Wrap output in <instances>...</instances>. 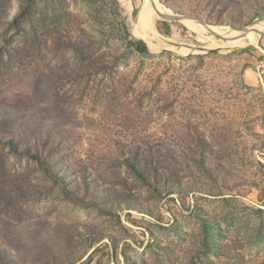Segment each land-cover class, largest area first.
I'll return each mask as SVG.
<instances>
[{
  "label": "rangeland",
  "instance_id": "obj_1",
  "mask_svg": "<svg viewBox=\"0 0 264 264\" xmlns=\"http://www.w3.org/2000/svg\"><path fill=\"white\" fill-rule=\"evenodd\" d=\"M129 1L0 0V264H264V0Z\"/></svg>",
  "mask_w": 264,
  "mask_h": 264
},
{
  "label": "bare ground",
  "instance_id": "obj_2",
  "mask_svg": "<svg viewBox=\"0 0 264 264\" xmlns=\"http://www.w3.org/2000/svg\"><path fill=\"white\" fill-rule=\"evenodd\" d=\"M151 20H152L151 0H147L142 4V6L139 10L137 22H136V26H134L135 27L134 30H135V33H137L139 35V37H141L142 39H144L146 42H149V43L153 42V39L150 37V32L152 29L151 28ZM263 28H264V26L262 24L261 26L254 28V29L259 30V31H263L264 30ZM260 29H262V30H260ZM234 34L237 37H239L241 35L240 33H235V32H234ZM256 36H257V34H255V33L251 34L250 33L246 36V38H254ZM244 43H245L244 41L239 42L237 44V47L244 45ZM226 48H228V47H226Z\"/></svg>",
  "mask_w": 264,
  "mask_h": 264
},
{
  "label": "water",
  "instance_id": "obj_3",
  "mask_svg": "<svg viewBox=\"0 0 264 264\" xmlns=\"http://www.w3.org/2000/svg\"><path fill=\"white\" fill-rule=\"evenodd\" d=\"M152 7H155V6H152ZM154 11H156V14L159 16V17H161V18H163V19H172V16H169V15H167L166 13H161V12H158L157 10H155V8H154ZM199 21V20H198ZM199 23H201V21H199ZM210 32H213V33H215L213 30H211L210 28H207ZM245 32V34L247 33V34H250V33H255V34H258V35H260V36H263L264 35V31H259V30H256V29H248V30H245L244 31Z\"/></svg>",
  "mask_w": 264,
  "mask_h": 264
},
{
  "label": "trees",
  "instance_id": "obj_4",
  "mask_svg": "<svg viewBox=\"0 0 264 264\" xmlns=\"http://www.w3.org/2000/svg\"><path fill=\"white\" fill-rule=\"evenodd\" d=\"M130 46H133L135 50L139 53H147V47L142 41H134L129 43Z\"/></svg>",
  "mask_w": 264,
  "mask_h": 264
},
{
  "label": "crops",
  "instance_id": "obj_5",
  "mask_svg": "<svg viewBox=\"0 0 264 264\" xmlns=\"http://www.w3.org/2000/svg\"><path fill=\"white\" fill-rule=\"evenodd\" d=\"M129 1V0H128ZM130 3V1L128 2V4ZM132 4V3H131Z\"/></svg>",
  "mask_w": 264,
  "mask_h": 264
}]
</instances>
